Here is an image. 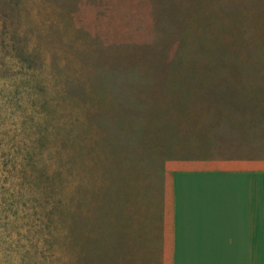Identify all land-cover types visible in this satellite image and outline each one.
<instances>
[{"label":"rangeland","instance_id":"374dc122","mask_svg":"<svg viewBox=\"0 0 264 264\" xmlns=\"http://www.w3.org/2000/svg\"><path fill=\"white\" fill-rule=\"evenodd\" d=\"M216 158L264 159V0H0V264H162Z\"/></svg>","mask_w":264,"mask_h":264},{"label":"crops","instance_id":"0c3cea01","mask_svg":"<svg viewBox=\"0 0 264 264\" xmlns=\"http://www.w3.org/2000/svg\"><path fill=\"white\" fill-rule=\"evenodd\" d=\"M168 170L162 264H264V159L216 158Z\"/></svg>","mask_w":264,"mask_h":264},{"label":"trees","instance_id":"16d2710c","mask_svg":"<svg viewBox=\"0 0 264 264\" xmlns=\"http://www.w3.org/2000/svg\"><path fill=\"white\" fill-rule=\"evenodd\" d=\"M54 207H56L55 205H53L52 206V209H51V211L54 209ZM54 229H53V231H49V233H48V240H49V242H51L52 243V245L54 246V247H57V243H59V242H61L58 238V233H57V227H53Z\"/></svg>","mask_w":264,"mask_h":264}]
</instances>
